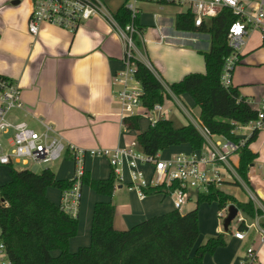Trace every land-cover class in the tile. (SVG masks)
<instances>
[{"label":"crops","instance_id":"0c3cea01","mask_svg":"<svg viewBox=\"0 0 264 264\" xmlns=\"http://www.w3.org/2000/svg\"><path fill=\"white\" fill-rule=\"evenodd\" d=\"M140 7L139 25L143 30L141 39H138L137 59L152 65L166 85L179 82L192 73H206L204 53L211 48V37L177 31L176 15L182 13L179 7L152 3H143ZM31 11V0H0V74L19 83L25 107L24 110H15L10 119L25 121L32 127H41L39 120L43 119L67 143L85 149H115L136 141L137 133L124 131L114 101V77L125 67V44L118 33L106 20L98 17L82 24L74 32L44 23L35 37L29 32ZM239 55L240 63L233 73V86L242 97L252 102L253 109L258 110L264 102V40L260 30L249 31ZM175 98L182 106L174 98L164 102L166 119L172 122L174 128L181 129L192 123L193 118L200 119L201 109L190 95ZM140 113L144 114L145 110H140ZM140 117L148 122V127L141 130L144 132L150 127V122L146 117ZM239 131L248 133L239 135ZM251 135L248 129L236 130V136L242 140ZM250 149L258 157L248 172L249 186L243 181L226 180L219 189L244 184L247 200L239 198L231 190L222 191L240 203L252 201L255 208L264 213V131L258 133ZM190 152L189 145H181L171 147L161 155L170 157ZM232 161L238 167L239 155L233 156ZM58 162V172H54L57 179H72L73 161L65 157ZM11 169V166L0 165V187L11 180ZM86 172L92 179L106 180L111 175V167L105 158L88 159ZM55 190H58V195H55ZM61 194L62 191L56 188L47 191L48 198L56 204H59ZM159 194L162 193L148 195L142 200L135 191L120 186L112 197H106L83 186L79 231L70 240V251L75 253L91 244L96 203L112 202L116 208L115 228L128 230L148 218L174 211L173 200L164 194L159 199ZM251 195L256 197V201ZM230 205L236 204L230 202L227 207ZM192 210L194 207H189L181 213ZM239 211L245 215L243 218L248 226L245 239L236 238L237 230L230 232L229 227L226 231L224 224L222 227L217 222L208 236L202 237L200 233L196 248L220 234L225 235L226 245L213 254H207L203 264H264V237L260 232L264 229V214L251 218ZM250 248L256 252L253 262L249 261ZM53 255L58 256L59 251L53 252Z\"/></svg>","mask_w":264,"mask_h":264},{"label":"trees","instance_id":"16d2710c","mask_svg":"<svg viewBox=\"0 0 264 264\" xmlns=\"http://www.w3.org/2000/svg\"><path fill=\"white\" fill-rule=\"evenodd\" d=\"M112 14L121 27L132 21L125 2ZM239 19L231 9L224 8L217 16L206 18L198 27L190 11L177 14V31L211 37V48L204 53L206 73H192L179 82L166 85L147 64L136 59L135 75L144 91L143 106L151 110L157 104L170 100L172 97L167 88L176 97L188 94L201 109L200 124L206 131L241 143L242 139L236 136L238 126L257 120L258 110L253 109L233 85L225 88L221 83L225 61L234 52L229 45L228 34ZM136 25L142 35L139 15ZM135 39L138 42L137 36ZM140 119V116H133L125 122L128 130L137 133L136 141L147 155L155 156L181 145H189L192 151H198L204 145V137L193 123L176 129L171 121L160 118L142 132ZM258 133L253 132L238 150L237 172L245 184H249L248 172L258 157L250 149ZM11 167V180L0 187V242L5 245L11 264H203L204 257L225 246L226 241L225 235L220 234L196 248L200 238L201 204L218 202L222 210L232 202L251 218L264 214L255 208L252 201L240 203L211 186L208 193L198 195L197 207L186 214L174 210L148 218L128 230H117L113 203L98 202L93 212L91 244L72 253L70 240L78 234L79 219L51 201L47 191L50 188L70 189L74 181L57 179L49 168L35 173ZM115 182L112 171L106 180L92 179L88 172L83 177L84 186L106 197L114 195ZM156 193H160V189L148 192V195ZM239 229L246 231L247 227L241 224ZM55 251H59L58 256L53 255Z\"/></svg>","mask_w":264,"mask_h":264},{"label":"built area","instance_id":"2783aa9c","mask_svg":"<svg viewBox=\"0 0 264 264\" xmlns=\"http://www.w3.org/2000/svg\"><path fill=\"white\" fill-rule=\"evenodd\" d=\"M32 11L29 20V32L38 36L44 23L70 31H76L82 24L94 18L106 20L124 41V69L114 77V101L122 121L124 131H129L126 120L133 116L146 117L153 126L160 118H166L165 104H157L149 110L143 106L144 95L141 84L136 79L137 44L135 37L141 39L136 25L141 4L152 3L160 6L185 7L195 16V25L201 26L206 18L217 16L224 8L231 9L240 19L229 31L228 41L234 52L227 57L221 83L225 88L233 85V73L240 63L239 49L244 44L250 30H260L264 40V1L260 0H122L131 12L132 21L121 27L107 5L109 0H31ZM147 64L157 75L155 69ZM177 104H181L167 88ZM248 101V100H247ZM251 105L252 102L248 101ZM182 106V105H180ZM23 92L19 83L0 74V165L19 166L27 169L29 164L38 165L57 162L69 157L74 163L72 188L62 191L59 205L63 211L74 218L79 217L83 197V177L88 159L105 158L115 176V187H127L135 191L140 199H145L148 192L157 191L173 200L174 210L181 212L190 201L191 194L208 193L211 186L219 188L226 180L242 181L232 157L245 140L236 143L223 136L212 135L200 124V119L193 118L192 123L204 137V145L198 151L179 153L163 157L161 153L147 155L132 141L115 149H85L67 143L62 135L43 119L39 120L41 131L25 121L14 122L10 119L13 110H24ZM145 113H140V110ZM239 129L252 132L264 131V102L258 109L257 120ZM21 166V167H20ZM256 201V197L251 195ZM2 204L0 197V205ZM228 210V207L225 208ZM264 210V209H263ZM228 212H219L221 219ZM238 223L246 224L240 211L235 218ZM248 227V226H247ZM250 227V226H249ZM264 237V229H260ZM245 231L238 229L235 237L244 240ZM249 261L256 260L254 249H248ZM0 264H11L7 259L5 245L0 242Z\"/></svg>","mask_w":264,"mask_h":264},{"label":"rangeland","instance_id":"374dc122","mask_svg":"<svg viewBox=\"0 0 264 264\" xmlns=\"http://www.w3.org/2000/svg\"><path fill=\"white\" fill-rule=\"evenodd\" d=\"M122 2H123L122 0H109V1H107V5L111 11H114L120 6V4ZM178 9L181 12H185L187 10V8H185V7H182V8L179 7ZM136 44H137V46H139L137 41H136ZM13 113H15V110H13L11 112V114H13ZM11 114H10V116H11ZM147 127H148V122L144 118L141 117V130L143 131ZM33 128L37 129L38 131L42 130L40 126L33 127ZM133 132H131L132 133L131 135H134ZM247 133H248V131H239L238 132L239 135H243V134H247ZM184 150H187V148H184ZM58 164H59L58 161L53 162V163H49V164H43V165L31 163L26 168L35 172V173H39V172L43 171L44 169H48V168L54 172H58ZM16 167H17V169H19V166H16ZM246 185H248V184H246ZM222 190H229V191L231 190L239 198L247 200V195H246L245 190H244V184H242V183H240L239 185H232L231 189H227V187L224 186V188H222ZM58 194H59L58 190H55V195H58ZM163 197H164L163 194H159V196H158L159 199H162ZM167 201H169V200L167 199ZM189 207L190 208L194 207V209L197 207V196L194 193L191 194V201H190L189 206H187V207L184 206L182 211L187 210V208H189ZM221 211H224V214L227 213L226 209H222V210L219 209L218 202L203 203L200 205V207H199V218H200L199 222H200V233H201L202 237L208 236L207 234L210 232L211 229L215 228L217 222H218V224H220V226L223 227L224 219H221L218 216L219 212H221ZM240 215H241V217H245V215L242 212L240 213ZM239 226H240V224L238 223V221L234 220L231 223L230 232L234 233L236 230H238Z\"/></svg>","mask_w":264,"mask_h":264},{"label":"water","instance_id":"95a60500","mask_svg":"<svg viewBox=\"0 0 264 264\" xmlns=\"http://www.w3.org/2000/svg\"><path fill=\"white\" fill-rule=\"evenodd\" d=\"M239 213V208L236 205H230L228 207V215L224 220V229L229 230L231 223L235 220Z\"/></svg>","mask_w":264,"mask_h":264}]
</instances>
